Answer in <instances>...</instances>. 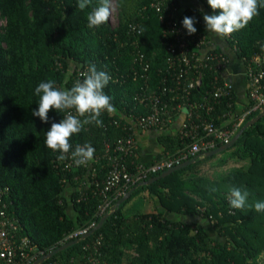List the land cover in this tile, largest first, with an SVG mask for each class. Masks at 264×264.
Masks as SVG:
<instances>
[{"label": "trees", "instance_id": "1", "mask_svg": "<svg viewBox=\"0 0 264 264\" xmlns=\"http://www.w3.org/2000/svg\"><path fill=\"white\" fill-rule=\"evenodd\" d=\"M198 1L210 15L219 14L207 0ZM113 3L118 19L114 29L108 22L98 28L87 26V15L98 0H92L84 11L77 7V0H0V186L10 189L11 205L4 212L15 220L14 240L27 239L38 259L74 241L67 239L73 232L98 224L102 201L93 195L94 187L82 185L87 178L85 167L64 168L56 161L59 153L46 146L45 134L51 123H59L65 113L50 111L49 123L33 116L39 101L35 88L51 79L58 87L70 89L74 70L88 69L90 64L118 77L121 81L110 80L104 89L116 108L113 116L103 113L102 127L86 125L70 141L72 150L77 144L90 143L102 154L106 139L126 134L114 121L124 122L121 116L143 113L134 100L144 85V80H134L142 72L134 61L136 52L142 53L143 64L148 65L145 73L154 90L169 85L173 74L166 63L167 48L174 44L172 35H165L168 19L160 22V14L150 7L151 0ZM168 3L179 10L180 19L193 18L197 32L207 35L201 11L183 8L180 0ZM130 24L143 32L138 35L129 30ZM229 36V47L236 48L235 55L246 65L262 54L264 7L244 29ZM202 75V85L193 91L198 99L212 90L216 73L205 69ZM235 110L233 91L231 98L220 99L215 105L214 119L228 112L231 116ZM259 114H251L246 121ZM159 139L164 147L161 155L173 154L190 142L177 133ZM225 153L226 158L246 161L247 167L210 178L198 173V161L149 186H139L98 231L42 264H92L96 257L99 264H262L264 212L255 211L254 204L264 201V116ZM95 168L96 179L101 181L107 162H97ZM233 187L249 194L243 209L229 205ZM140 192L155 197L161 210L125 212L127 203ZM164 210L200 216L209 222L211 231L194 222L170 221ZM32 251L28 253L32 255Z\"/></svg>", "mask_w": 264, "mask_h": 264}, {"label": "built area", "instance_id": "2", "mask_svg": "<svg viewBox=\"0 0 264 264\" xmlns=\"http://www.w3.org/2000/svg\"><path fill=\"white\" fill-rule=\"evenodd\" d=\"M168 1L171 0H151L150 7L160 14L161 23L165 22V17L168 19L165 35H172L174 38V44L167 48L170 55L166 59L169 69L173 71V74H170V84L164 86L163 89L159 88L161 91L154 90L149 85V76L145 73L148 65L143 64L144 57L141 52L137 51L134 61L140 65L142 72L134 76V80L140 78L144 80V85L140 86V91L136 93L134 100L143 113L121 116L124 122L114 121V125L120 127L126 134L112 141L106 139L103 142L102 154L95 152L93 159L87 164L76 165L70 153L69 158L64 161L56 159L66 169L77 167L87 169L86 182L82 185L87 188L94 187L93 195L99 196L102 201L99 209V216L102 217L110 213L114 214L119 200L125 198L128 193L147 180L184 162L202 157L219 146L228 144L233 134L247 122L251 114L261 113L264 110L263 52L254 56L248 65L241 60L245 65L244 73L249 99L247 110L239 115L233 113L231 116L228 112L214 119L215 105L220 99L231 98V93L234 91L232 83L224 78L230 63L229 57L216 48L208 35L199 34L197 31L189 35L183 27V19L178 17L180 16L178 15L179 10L167 4ZM164 11L165 15H162ZM110 27L116 28L111 25ZM129 30L140 34L137 25L130 24ZM223 37L225 40L231 38L229 35ZM231 50L235 54L236 48H231ZM205 69L213 70L216 76L213 78L212 90L198 99L195 98L193 91L202 85V74ZM87 70L84 67L76 68L75 77L71 79L72 85L77 80H82ZM182 77H184L183 81ZM110 80L121 81L116 76L111 77ZM165 83L167 82L164 79L163 84ZM73 114H75L74 110ZM109 116L112 117L113 113ZM179 117L182 121L177 134L190 142L173 154L166 153L149 163L141 162L137 151V133L160 130L170 126ZM227 118H232L230 123L225 120ZM102 160L107 162L108 169L104 178L99 181L95 176V165ZM9 196V187L0 186V264H35L38 254L33 253L29 241L25 238L19 242L14 240L15 220L8 216V212H4L11 205ZM96 225L97 223L94 222L87 228L79 229L70 234L67 239H81ZM28 250L32 251V255L28 253ZM95 251L97 252L96 249ZM261 261H264V254ZM91 262L99 264L98 257L92 258Z\"/></svg>", "mask_w": 264, "mask_h": 264}, {"label": "clouds", "instance_id": "3", "mask_svg": "<svg viewBox=\"0 0 264 264\" xmlns=\"http://www.w3.org/2000/svg\"><path fill=\"white\" fill-rule=\"evenodd\" d=\"M207 3L214 13L218 11L219 14L203 15L206 30L219 36H228L244 29L259 15V8L264 7L261 0H207ZM91 4L92 0H77V7L81 11ZM112 9L113 0H98V5L87 15V26L98 28L104 25L109 21ZM182 23L189 35L196 33L197 29L194 27L196 21L193 18L185 17ZM140 32H143V28ZM261 50L264 51V46ZM110 79L107 72L98 71L95 65L90 64L84 78L77 80L70 89L58 87L51 79L39 83L35 88V95L39 97V101L38 109L32 112L33 116L38 117L43 123H49L50 111L66 113L59 123L52 122L50 130L45 134L46 146L59 153L57 156L59 161L68 159L69 153L76 165H85L93 159L95 149L90 143L77 144L72 150L73 145L70 141L86 125L102 127L103 121L100 119L102 114L116 111L112 97L104 91ZM248 195L247 191L233 187L230 190V207L243 209L247 204ZM254 208L257 212H264V201H257Z\"/></svg>", "mask_w": 264, "mask_h": 264}, {"label": "crops", "instance_id": "4", "mask_svg": "<svg viewBox=\"0 0 264 264\" xmlns=\"http://www.w3.org/2000/svg\"><path fill=\"white\" fill-rule=\"evenodd\" d=\"M180 3L183 8H187V7L195 8L201 11L204 15L205 14L210 15V13L206 10L204 5L200 3L198 0H180ZM205 30H206V25H205ZM207 35L213 41L216 48L224 52L229 57L230 63L225 72L224 78L229 82H231L234 87V93L236 97L235 114L236 115L242 114L247 110V107L249 105V99L247 94V83L245 80V73H244L245 65L233 53V51L231 50V48L229 47L227 41L224 39L223 36H219L213 32H207ZM231 119L232 118L229 119L227 118L225 120H228L227 122L230 123ZM181 121H182L181 117H179L178 120L174 121L164 131L150 130L146 132L137 133L136 141H137V151H138L139 160L143 163H149L154 159L158 158L164 152V147L160 143L159 137L163 134H171V135L176 134L181 124ZM239 130H237L236 133L233 134V137L230 140V142L235 138ZM219 147H217L216 149H218ZM227 150L220 151L217 154H214L210 157L204 155L202 157H198L191 161H195V163L199 161V164L197 165L198 173H203L206 175V177H210V178H218L220 176L229 173L232 170L235 169L240 170V169H245L247 167L248 163L246 161H239L235 158H226L227 153H225V151ZM223 159L226 160L223 161ZM195 163H193L192 165H194ZM218 173H222V175ZM139 195H141L142 196L141 198H143L142 200L143 205L140 206L141 209H139L138 211L153 212L156 210H161L159 202L155 199V197L151 196L149 192H140ZM126 208L127 205L125 206L124 211L126 210ZM163 215L170 221H183V222L186 221L188 223L194 222L197 224H201L208 231H211L209 222L201 218L200 216L197 215L183 216L176 213H170L166 210L163 211ZM201 220L203 221V223H200Z\"/></svg>", "mask_w": 264, "mask_h": 264}, {"label": "water", "instance_id": "5", "mask_svg": "<svg viewBox=\"0 0 264 264\" xmlns=\"http://www.w3.org/2000/svg\"><path fill=\"white\" fill-rule=\"evenodd\" d=\"M263 116H264V110H263L258 116L253 117L252 119H250L249 121H247V122L242 126V128L239 130L238 134L235 136V138H234L231 142H229L228 144H226V145H224V146L219 147L218 149H215V150H213V151H211V152L206 153L205 156H207V157L209 156V157H210V156H212V155H214V154H217V153L220 152V151L227 150L228 148H230L231 146H233L234 143L237 141V139L243 134V132H244L247 128H249V127H251L253 124H255L256 122H258ZM193 163H195V161H187V162H184V163L180 164L179 166H176V167H174V168H172V169H170V170H167V171L161 173L160 175H158V176H156V177H153V178L147 180L146 182L142 183L140 186H141V187H142V186H149V185L155 183L156 181H158V180H160V179H163V178H166L167 176H169V175H171V174H173V173H175V172H178V171H180V170L186 169L187 167H189V166L192 165ZM132 192H133V190H132L130 193H128V195H127L125 198L119 200V202L117 203V207H119V206H120L121 204H123L127 199H129L130 196H131V194H132ZM111 214H113V213H110V215H111ZM110 215H105V216H103V217L100 219V221L98 222V224H97V225H96V226H95L90 232H88L87 235H85V236L82 237L81 239L74 240V241H72V242H69V243L63 244L62 246L58 247L57 249H55V250L49 252L48 254L42 256L41 258H39V259L35 262V264H42L45 260L49 259L50 257H53V256L56 255L57 253H59V252L65 250V249H67L68 247H70V246H72V245H74V244H77V243H79L81 240H83V239L89 237L91 234H93L94 232L98 231V230L102 227L103 223L105 222V220H106Z\"/></svg>", "mask_w": 264, "mask_h": 264}, {"label": "rangeland", "instance_id": "6", "mask_svg": "<svg viewBox=\"0 0 264 264\" xmlns=\"http://www.w3.org/2000/svg\"><path fill=\"white\" fill-rule=\"evenodd\" d=\"M117 8L115 6V4L113 3V9H112V14L110 16V19L108 21L109 25H111L112 27H116L117 26ZM2 24V23H0ZM220 175H222V173H218ZM142 196L137 194L135 197L131 198L129 204L127 203V208L125 210V212L127 213H133L135 211H138L140 208V206L143 205V198H141ZM262 264H264V261L262 262Z\"/></svg>", "mask_w": 264, "mask_h": 264}]
</instances>
